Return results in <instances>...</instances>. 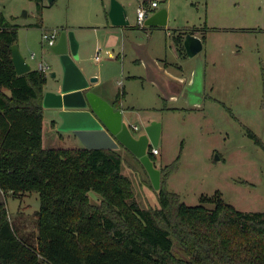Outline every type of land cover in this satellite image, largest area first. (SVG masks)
<instances>
[{
	"label": "rangeland",
	"instance_id": "1",
	"mask_svg": "<svg viewBox=\"0 0 264 264\" xmlns=\"http://www.w3.org/2000/svg\"><path fill=\"white\" fill-rule=\"evenodd\" d=\"M122 2L133 28L112 27L111 0H44L42 12L35 0H0V8L20 25L21 53L33 68L46 70V91L57 89L63 72L59 56L43 35L55 32L58 38L63 30L73 31L79 42L77 64L98 78L97 89L129 90L124 103L131 111L130 124L142 130L147 114L161 118V154L155 162L162 167L181 153L169 188L188 205H214L203 197L212 198L219 191L239 210L264 212V0H158L156 10L166 8L168 20L165 28L154 29H144L137 18L138 6L150 0ZM202 27L207 28L204 47L193 56L185 49L181 53L174 36L192 31L202 35ZM161 58L174 63L168 67L172 75L156 64ZM150 70L158 80L161 75L172 81L176 97L162 96L150 84L144 90ZM167 105L176 108L162 109ZM54 114L45 108V146L82 147L79 137L61 129V123L51 125ZM248 128L263 143L250 136ZM125 157L128 163L122 172L133 179L137 201L142 207L155 204L149 174L132 154L125 151ZM131 162L140 172L128 167ZM1 202H6L18 233L36 243L39 192L14 196L0 189Z\"/></svg>",
	"mask_w": 264,
	"mask_h": 264
},
{
	"label": "trees",
	"instance_id": "2",
	"mask_svg": "<svg viewBox=\"0 0 264 264\" xmlns=\"http://www.w3.org/2000/svg\"><path fill=\"white\" fill-rule=\"evenodd\" d=\"M35 1L42 12L44 0ZM19 27L0 8V189L14 196L37 191L41 207L35 243L18 233L6 202L0 203V264H264V212L239 210L219 191L203 197L214 205H188L169 188L181 153L161 167L159 189L150 179L157 202L142 207L133 179L122 172L128 162L121 150L46 147L47 73L17 74L11 45ZM174 40L182 53L183 34Z\"/></svg>",
	"mask_w": 264,
	"mask_h": 264
},
{
	"label": "water",
	"instance_id": "3",
	"mask_svg": "<svg viewBox=\"0 0 264 264\" xmlns=\"http://www.w3.org/2000/svg\"><path fill=\"white\" fill-rule=\"evenodd\" d=\"M53 0H49L52 3ZM109 16L115 25H128L129 19L125 6L120 0H111ZM168 20L166 8L152 11L145 18V25L163 26ZM184 47L189 56H193L203 48V39L195 33H186ZM52 50L59 56L62 68V83L56 90L46 91L43 99L44 107L54 109L61 120V129L77 135L87 148H128L146 168L156 189L161 187L162 172L151 158L150 147L160 142L163 124L153 119L143 126L134 129V125L124 120L123 110L91 89L97 77H87L79 67V42L73 31L63 30ZM12 61L17 74L32 70V64L21 53L18 43L11 45ZM52 76L56 72L51 73ZM140 130V131H139ZM139 132V134H137ZM213 264H222L217 259ZM227 264V263H225Z\"/></svg>",
	"mask_w": 264,
	"mask_h": 264
},
{
	"label": "crops",
	"instance_id": "4",
	"mask_svg": "<svg viewBox=\"0 0 264 264\" xmlns=\"http://www.w3.org/2000/svg\"><path fill=\"white\" fill-rule=\"evenodd\" d=\"M121 2H122V0H120ZM150 1H152V0H150ZM123 3V2H122ZM139 7V6H138ZM157 9V7L153 10V11H155ZM110 10V9H109ZM108 17L110 18V16H109V11H108ZM128 18V17H127ZM110 20H111V18H110ZM111 22H112V20H111ZM112 24V27H122V28H125V27H128V28H133L134 26H132V25H130V24H128V25H115V24H113V23H111ZM35 25H36V23H35ZM39 26V25H38ZM41 26V25H40ZM145 26H147V27H145ZM144 26V29L145 28H165V25H163V26H157V25H154V26H148V25H145ZM136 27V26H135ZM206 27H202V29L200 28V30L202 31V35L200 34V33H198L197 31H194V33L196 34V35H198L199 37H201L202 39H203V35H206ZM51 33V32H50ZM45 34V33H44ZM44 36V35H43ZM207 37V36H206ZM59 38V37H58ZM58 38H56V41L58 40ZM204 40H203V47H204ZM79 51V50H78ZM31 58H33V54H32V56H31ZM98 60H100V58L97 56L96 57ZM161 60L162 61H160V62H157L156 64H161V65H159L158 67L161 69H165V71L166 72H168V73H170L171 75L174 73V72H172V71H170V70H168L169 68V66H173L174 65V63H172V62H170L169 60H167L166 58H161ZM76 62H77V59H76ZM177 65H178V67H180L179 66V64L177 63ZM153 66V65H152ZM32 68H33V66H32ZM40 69H44V68H40ZM83 69V68H82ZM45 70V69H44ZM46 71V70H45ZM84 71V70H83ZM85 73V72H84ZM87 75V74H86ZM93 74H88L87 75V77H91ZM130 77L131 78H134V79H136L137 77H141V78H144L143 76H140V75H130ZM157 76L153 73V72H151V70H150V72H149V75H148V78L146 79L147 81H148V83H144V90H147V88H148V85L150 84V85H152V86H154L158 91H161L160 93L162 94V96H164L163 95V93L164 94H168L169 93V96L170 97H176V92H175V90L173 89V83H172V81L171 80H169V78L168 77H166V76H161L160 75V77H162V81H160V80H158L157 78H156ZM97 80H98V78H97ZM97 80H95V81H93L92 82V84H91V89L92 90H94V91H96L97 93H99L100 95H102L105 99H107V100H109L111 103H113L114 104V106H115V101L117 100V95H118V93H122V91L124 92V96H122V98H121V101H120V104L118 105L122 110H123V114H124V120L125 121H127L128 123H129V119H130V117L132 116L130 113H131V111H128V109L126 108L127 107V105L124 103V101H125V99H126V95L128 94V89L127 88H125L124 86H123V89H119L118 90V92L116 91V90H114L113 92H109V91H107V90H98L97 89V87L98 86H100V85H98L97 84ZM164 90V91H163ZM178 91H181V88L179 87L178 88ZM45 92H46V90H45ZM123 94V93H122ZM160 94V95H161ZM158 95H159V93H158ZM196 103H198V102H196ZM198 105H200L199 103H198ZM129 107V106H128ZM130 107H134V106H130ZM45 108H49V107H44V109ZM117 108V107H116ZM170 108H176V107H169L168 105L166 106V107H163L162 109H170ZM52 109V108H51ZM54 110V109H53ZM55 115V114H54ZM147 117L145 118L147 121H146V123H149L151 120H153V119H157V120H160V121H162L161 120V118H159V117H157L156 116V114H147L146 115ZM43 123H44V120H43ZM61 123V120L60 119H58L57 118V116L55 115V116H53V120H52V122H51V125L53 126V127H56L57 125H59ZM163 123V122H162ZM134 125H137V124H134ZM164 125V124H163ZM164 128V127H163ZM68 134H72L71 132H69L68 131ZM69 135V136H70ZM162 135H163V129H162V133H161V138H162ZM61 136L63 137V134H61ZM161 138H160V140H161ZM44 139V138H43ZM79 140V142H81V140L80 139H78ZM83 147V146H82ZM119 150H121V152L123 153V155L125 154V149H123V147H119L118 148ZM161 154V150L159 149V153H157L156 154V158H158V155H160ZM155 164H156V162H155ZM157 165V164H156ZM166 165V164H165ZM161 166H164V163H163V165H161ZM128 167H130L129 165H128ZM160 169H161V167H159ZM134 170V169H133ZM129 176V175H128ZM142 186H145V188H147V185H145L144 184V182H143V184H142Z\"/></svg>",
	"mask_w": 264,
	"mask_h": 264
},
{
	"label": "built area",
	"instance_id": "5",
	"mask_svg": "<svg viewBox=\"0 0 264 264\" xmlns=\"http://www.w3.org/2000/svg\"><path fill=\"white\" fill-rule=\"evenodd\" d=\"M159 6L158 0H152L150 1V4H144L143 2L140 4V6L137 8V18H138V25L144 26L145 24V18L156 8ZM44 38L48 40V44L52 46L56 42L57 35L55 32L52 33H45ZM34 57V55H33ZM44 70V69H43ZM134 129H138V125H134ZM154 154L159 153V148L157 146H152V149L150 150Z\"/></svg>",
	"mask_w": 264,
	"mask_h": 264
}]
</instances>
